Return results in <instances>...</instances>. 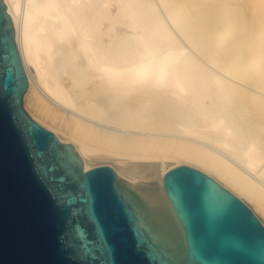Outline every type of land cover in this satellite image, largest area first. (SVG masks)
<instances>
[{"label": "bare ground", "instance_id": "obj_1", "mask_svg": "<svg viewBox=\"0 0 264 264\" xmlns=\"http://www.w3.org/2000/svg\"><path fill=\"white\" fill-rule=\"evenodd\" d=\"M4 1L24 106L50 115L85 170L148 192L198 163L264 204V0Z\"/></svg>", "mask_w": 264, "mask_h": 264}, {"label": "water", "instance_id": "obj_2", "mask_svg": "<svg viewBox=\"0 0 264 264\" xmlns=\"http://www.w3.org/2000/svg\"><path fill=\"white\" fill-rule=\"evenodd\" d=\"M29 80L0 0V264H264V204L178 164L148 192L107 165L85 170Z\"/></svg>", "mask_w": 264, "mask_h": 264}, {"label": "rangeland", "instance_id": "obj_3", "mask_svg": "<svg viewBox=\"0 0 264 264\" xmlns=\"http://www.w3.org/2000/svg\"><path fill=\"white\" fill-rule=\"evenodd\" d=\"M25 108H27L28 110H33V111H36L34 108H33V105L29 102H25ZM51 123V121H50ZM59 131V134L63 135V137H67L66 134H64L62 131L58 130Z\"/></svg>", "mask_w": 264, "mask_h": 264}]
</instances>
